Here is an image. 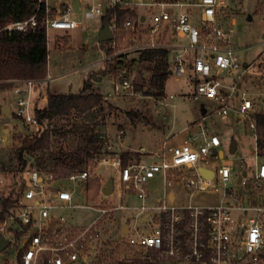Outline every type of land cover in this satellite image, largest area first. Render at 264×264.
Returning <instances> with one entry per match:
<instances>
[{
	"label": "built area",
	"instance_id": "built-area-1",
	"mask_svg": "<svg viewBox=\"0 0 264 264\" xmlns=\"http://www.w3.org/2000/svg\"><path fill=\"white\" fill-rule=\"evenodd\" d=\"M75 1L81 4L83 18L87 21L101 20L107 9L115 7L134 10L136 16L121 23L116 15L111 17L112 39L107 41L104 51L112 49V52L106 60L120 61L131 52L175 49L169 60L171 75L178 80L191 71L195 82L194 99L215 101V113L221 119H226L231 112L236 121L243 119L253 134L258 154L254 102L245 92H239L240 82L226 86L222 80L224 75L232 76L235 71H240L241 77L252 66L264 78V50L252 64L241 66L236 61L230 48L234 22L231 19L225 25L219 22L229 14L227 0ZM42 3L45 6L42 25L47 42L50 29L71 30L79 26L66 1L52 7L49 0H38L39 5ZM139 7L147 9L149 20L145 14L138 13ZM36 15L37 12L3 29L24 32L36 25ZM168 31L173 37L185 38L186 43L169 45L164 37ZM123 32H130L132 36L126 39ZM127 40L129 46L119 45ZM47 59L48 72L43 79L0 80V85L5 86L0 93L12 95L10 103L5 102L6 97L0 102V151L11 128L16 129L17 125L10 126L11 119L20 125L17 134L21 136H25V130L29 137L38 136L46 128V121H40L38 116L49 105V95L42 87L53 79L49 55ZM112 82L116 95L138 93L124 74L114 77ZM235 98H238L236 106ZM3 106H9L8 115L2 111ZM123 137L120 131L116 139ZM103 146L108 152L111 143L105 141ZM220 146L219 137L203 122H198L181 143L165 142L149 160L123 164L118 156L97 159L98 166H110L117 171L122 192L131 190L141 201L147 197L145 183L155 176H160L167 187L181 185L189 196L201 190L222 193L217 206L178 207L170 204L174 193L167 192L165 200L160 198L157 207L141 204L136 208L142 223L149 222L145 213L150 211L154 217L151 230L141 232L133 228L130 231L128 225L125 234L120 229L113 238L104 233L102 224L123 206L82 205L75 197V188L86 185L95 175L94 171L84 169L61 177L35 167L14 173L0 171V234L8 245L10 241L17 245V260L12 263L95 264L104 248L112 245L120 259L149 260L155 256L182 264H264V160L253 170L231 160L217 165L213 158L223 160V153L218 150ZM201 168L211 171L212 177H204L199 171ZM230 181L234 182L233 190L227 188ZM79 208L91 210L95 216L74 222L63 214L65 210Z\"/></svg>",
	"mask_w": 264,
	"mask_h": 264
},
{
	"label": "rangeland",
	"instance_id": "rangeland-1",
	"mask_svg": "<svg viewBox=\"0 0 264 264\" xmlns=\"http://www.w3.org/2000/svg\"><path fill=\"white\" fill-rule=\"evenodd\" d=\"M60 1H66L69 4L79 26L71 30H49L47 45L50 73L53 79L43 84V91L47 94L78 93L89 84L90 88L87 92L100 93L103 101L100 110L93 109L80 116L72 113L67 117L54 119L53 124L66 128V136L54 137L50 149L42 154L48 161L49 170H53L56 157H60L63 152H72L81 141V137H77L71 131L73 125L94 127L102 134L103 142L111 143V148L107 149L108 152L117 155L127 152L131 155V160L140 161L154 157L161 148L162 142L166 140L171 145L181 143L186 137L183 129L186 125L204 122L210 132L217 135L221 141L218 150L223 153V160L213 158L217 165H220L222 161L231 160L236 164L241 163L243 168L250 167L251 170L259 164L263 155L256 154L253 134L248 130L247 123L243 119L236 121L232 112L226 119H221L215 113L217 108L215 101L205 98L194 99L195 82L192 80L191 71L178 80L170 74L165 82L163 99L150 96L149 80L152 74L150 68L144 64H131L139 52L129 53L127 57L120 60L126 68L124 69V65L120 63V70H115L114 67L119 60L116 58L106 60V56L112 52V49L105 52L107 43L97 41V32L102 26L99 18L91 21L84 20L81 4L75 0H49V5L53 7ZM227 5L229 14L226 19H219V22L225 25L229 19L235 20L231 26L230 48L241 66L252 64L264 50V0H227ZM137 11L145 14L149 20L146 8L139 7ZM123 34L126 39L132 36L130 32H123ZM164 37L169 45L176 44L175 37L171 36L169 31L164 34ZM123 44L129 46L130 42L128 40L119 42V45ZM168 52L170 60L173 53L171 47ZM93 73L99 80L92 79ZM120 74L126 75L133 87L141 86L142 91L137 95H116L112 81ZM240 75V71H235L229 77L224 75L222 83L227 86L240 82L239 92H245L250 96L257 113H264V78L257 74L255 66L250 67L241 77ZM134 91H136L135 88ZM10 96H12L10 92L0 93V102L3 101V97H6L5 102L10 103L12 101ZM237 104L238 98H235L234 105ZM202 109L207 111L205 116L201 113ZM202 117L205 119H201ZM9 123L11 127L17 126L16 129L11 128L10 134L6 136L7 141L0 151V158L6 164L10 163L15 166L17 161L11 149L20 145L22 136L17 134L20 130L17 121L11 119ZM120 131L124 137L117 140L116 136ZM231 142L236 143L234 153L230 152ZM141 147H144L145 152L139 151ZM9 156H12L11 160H8ZM208 167L212 166L208 165ZM87 169L94 171L95 175L88 179L86 185L75 188V197L79 204L104 207H118L121 204L126 206L104 219L102 229L107 236L112 238L119 234L121 225L124 223H128L130 231L133 228L141 232L151 230L154 217L150 211L145 213L149 216V222L142 223L141 216H136L138 212L136 208L141 204L151 208L157 207L160 205L157 199L165 200L167 192L174 193V200L169 203L178 207H213L219 205L222 199L221 192L210 190L197 191L189 196L179 184L167 187L160 176H155L145 183L147 197L144 201L138 200L131 190H125L121 197V183L114 168L106 165L98 166L97 159H93L87 161ZM109 179L113 180L115 189L111 195L104 196L100 188ZM233 184L234 182L230 181L227 188L233 190ZM63 214L74 222L95 216V212L83 208L65 210ZM16 250L17 245L10 241L5 250L0 252V264H14L12 262L17 260ZM95 264L182 263L157 259L155 256L149 260L134 257L120 259L112 245H108L101 256L97 257Z\"/></svg>",
	"mask_w": 264,
	"mask_h": 264
},
{
	"label": "trees",
	"instance_id": "trees-1",
	"mask_svg": "<svg viewBox=\"0 0 264 264\" xmlns=\"http://www.w3.org/2000/svg\"><path fill=\"white\" fill-rule=\"evenodd\" d=\"M44 4H38V0H0V80L14 79H43L47 74L48 45L46 30L42 25ZM36 15V25L24 32L8 31L3 29L7 24L23 21ZM116 15L119 23L126 17L134 18L136 12L131 9L115 7L107 9L101 18V24L110 21ZM104 44L107 42H103ZM169 52L168 50H146L138 54L131 61L148 65L152 74L149 80V95L163 99L165 97V82L169 76ZM126 65L117 61L115 70H120V65ZM5 86L0 85V89ZM89 84L85 85L78 93L52 94L49 93V105L38 118L46 121V128L38 136H22L19 146L11 149L17 164H6L0 158V171L17 172L26 167H35L42 171L53 173L59 177L70 172L87 169V161L115 153L107 152L103 146V136L94 127L88 125L71 127V131L81 141L72 152H63L54 160L53 170L48 169V161L42 155L48 151L57 135L66 136V128L54 123L55 118L67 117L72 113L83 115L93 109L102 108L103 96L98 92H87ZM136 92L142 91V87L135 85ZM256 125V147L258 154L264 155V113L259 112L254 116ZM63 156V157H61ZM123 164L131 158L129 153L119 155ZM12 156L8 157L11 160ZM168 261V260H167Z\"/></svg>",
	"mask_w": 264,
	"mask_h": 264
},
{
	"label": "water",
	"instance_id": "water-1",
	"mask_svg": "<svg viewBox=\"0 0 264 264\" xmlns=\"http://www.w3.org/2000/svg\"><path fill=\"white\" fill-rule=\"evenodd\" d=\"M112 39V32H111V29H110V26H109V22L106 21L102 26L101 28L98 30L97 32V41L98 43H103V42H107L109 40ZM171 74V72L169 71V75ZM92 79L93 80H99L96 76V74L93 73L92 75ZM2 111L8 115V112H9V106H3L2 107ZM202 115H204L206 113V110L205 109H202L201 111ZM24 135L27 136L28 135V132L25 130L24 132ZM236 150V143L235 142H231L230 144V152L231 153H234ZM201 172V174L210 179L212 177V172L209 171V170H206V169H203L201 168L199 170ZM243 175L245 174V172L242 173ZM113 189H114V184H113V180L112 179H109L106 184L101 188V193L104 195V196H109L112 194L113 192ZM127 228H128V225L127 224H123L122 225V233L125 234L126 231H127ZM8 246V241L6 239H4L2 237V235L0 234V252H2L6 247Z\"/></svg>",
	"mask_w": 264,
	"mask_h": 264
},
{
	"label": "crops",
	"instance_id": "crops-1",
	"mask_svg": "<svg viewBox=\"0 0 264 264\" xmlns=\"http://www.w3.org/2000/svg\"><path fill=\"white\" fill-rule=\"evenodd\" d=\"M231 20H232V22H234L235 20L233 19V18H231ZM101 21V20H100ZM174 42H176V44H178V43H186V39L185 38H182V39H180V38H177V37H175L174 38ZM175 51V49L174 50H172V52H174ZM240 85H241V83H240ZM206 113H207V111H206ZM206 113L204 114V116L206 115ZM201 119H205V117H202ZM196 120H198V119H196ZM196 123H198V122H194L192 125H186L183 129H184V133H186V136H187V134L190 132V131H192V130H194L195 129V124ZM204 123V122H203ZM171 130V129H170ZM170 132V131H169ZM185 139V138H184ZM165 142H168L167 140L166 141H164V142H162V145L165 143ZM139 151H144L145 152V150H144V147H141L140 149H139ZM116 154V153H115ZM115 156H118L119 158H120V156L119 155H115ZM132 158V157H131ZM131 158L128 160V162H131V161H133V160H131ZM121 159V158H120ZM262 160H264V155H263V157H261V160H260V162L262 161ZM122 161V160H121ZM136 161V160H135ZM259 162V163H260ZM256 167V166H255ZM255 167H253V169H255ZM248 168V167H247ZM246 168V169H247ZM250 168V167H249ZM248 168V169H249ZM253 169H251V170H253ZM250 170V169H249ZM102 183H104V182H102ZM106 183H104V184H102V187L105 185ZM114 184V183H113ZM101 187V188H102ZM101 188H100V190H101ZM114 189H115V185H114ZM113 189V190H114ZM125 193V190H123V192H122V190H121V187H120V195H121V197H122V195ZM172 193V192H171ZM159 199L160 198H158L157 199V201H159ZM120 206H123L122 204L120 205ZM124 208H126V206H123V208L122 209H124ZM122 209H118V210H122ZM117 211V210H116ZM136 216H137V214H136ZM124 224H127L128 225V223H124ZM123 225V224H122ZM122 225H121V228L120 229H122ZM167 261V260H166ZM169 261V260H168Z\"/></svg>",
	"mask_w": 264,
	"mask_h": 264
}]
</instances>
